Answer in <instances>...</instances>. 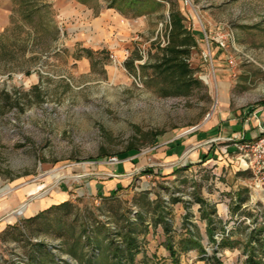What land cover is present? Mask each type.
<instances>
[{
	"label": "rangeland",
	"instance_id": "1",
	"mask_svg": "<svg viewBox=\"0 0 264 264\" xmlns=\"http://www.w3.org/2000/svg\"><path fill=\"white\" fill-rule=\"evenodd\" d=\"M113 1L11 0L1 23L0 264H115L109 243L130 230L134 264L263 257L264 169H245V144L264 131V0ZM173 7L199 84L165 96L143 66ZM243 110L251 139L223 125ZM190 235L202 248L183 249Z\"/></svg>",
	"mask_w": 264,
	"mask_h": 264
},
{
	"label": "trees",
	"instance_id": "2",
	"mask_svg": "<svg viewBox=\"0 0 264 264\" xmlns=\"http://www.w3.org/2000/svg\"><path fill=\"white\" fill-rule=\"evenodd\" d=\"M117 0H114L115 3ZM123 2H129L133 0H122ZM137 1V0H135ZM144 1V0H143ZM170 26L168 31V43L164 48H161L160 55L158 59L153 64H146L143 69H152L153 77L151 80L158 82L161 86V93L165 96L174 95L179 96L190 91L199 82L194 78L193 69L190 66V56L192 49L198 48V43L195 34L190 30L185 24V18L178 9L174 7L170 9ZM151 144L154 142L151 141ZM134 147L129 148V152L136 151ZM207 160V157H204ZM201 208L207 205V202L199 199ZM205 218L208 222V233L211 239L214 240V232L217 229L214 221L211 219L208 213H205ZM86 225H83L85 228ZM133 226H128L132 229ZM87 229V228H86ZM132 231V230H130ZM126 231L125 233H120L122 237L121 242L117 244L115 241H110L109 251L112 254L113 261L115 264H134L135 256L138 253L137 240L133 238L132 232ZM226 236H221V240L217 243V246L222 248L230 247L231 244ZM216 242V241H215ZM251 242V241H250ZM257 244L260 243L259 240L255 241ZM183 244V249L189 250L192 247L202 248V245L194 239L192 235L188 236ZM264 249V245H261ZM137 248V249H136ZM169 251H171L172 257H175L173 252V247L168 246ZM202 252V251H201ZM214 259L216 255L213 256ZM173 264H178L176 258H172ZM211 262V261H210ZM212 263V262H211ZM212 264H221L217 261ZM245 264H264V256L259 257L255 253V249L252 248Z\"/></svg>",
	"mask_w": 264,
	"mask_h": 264
},
{
	"label": "crops",
	"instance_id": "3",
	"mask_svg": "<svg viewBox=\"0 0 264 264\" xmlns=\"http://www.w3.org/2000/svg\"><path fill=\"white\" fill-rule=\"evenodd\" d=\"M11 4H12L11 3V0H0V26H1V23H3V24L6 25L7 22L9 21V18L12 15ZM106 20H107V18H102V21H106ZM243 114H244V116L242 118L235 119L236 121H234V122H233V120L227 121V122L223 123V125H224V127H226L225 125H228L229 126V129L231 128V130H233V134H237L239 132L241 135H243V138L244 139H249V138L251 139L253 137V133H254V131H253V129L255 128L254 125H256V126L258 124L260 125V121L259 122L257 121L256 124H255V122H253V120H252V117H253V114L254 113H251L249 110L248 111L247 110H243ZM215 121H216L215 124L218 123V120H215ZM233 123H235V124H233ZM215 124H213L214 125L213 126L214 128L213 129L211 128L210 131L203 130V133H202V135L200 137L199 136H196L195 137L196 141L204 142V140H208L207 139L208 138L207 136H211L213 134L214 135L217 134L218 133L217 132L218 131V126H221V125L218 124V126H216ZM255 132H257V131H255ZM227 134H229V132ZM167 149H170V148H167ZM169 152L167 151L166 152V155ZM213 158L215 159L214 156L211 157V158H209V159H207L206 160V163L208 162V160L212 159V162L211 163H214L216 165L217 162H215V160ZM208 163H210V162H208ZM205 197H208V196H205ZM201 199L204 200V201H206L203 198H201ZM204 207L206 208V206H204ZM207 227H208V225H207ZM198 254H199V257H200L201 256L200 255L201 252L200 253L198 252ZM186 255H187V253H186ZM163 256H165V258L162 259L163 263L166 262L167 264H173L172 263V261H173L172 258H171V260H169L168 258H166L167 257L166 254H164ZM169 256L171 257L172 255L169 254ZM181 261H182L181 264H183L184 263V256H181ZM201 263L202 264H212L210 261H207V262L206 261H201ZM201 263H199V264H201Z\"/></svg>",
	"mask_w": 264,
	"mask_h": 264
},
{
	"label": "built area",
	"instance_id": "4",
	"mask_svg": "<svg viewBox=\"0 0 264 264\" xmlns=\"http://www.w3.org/2000/svg\"><path fill=\"white\" fill-rule=\"evenodd\" d=\"M223 45V43H222ZM263 135L260 136L258 141H253L248 144H245L246 156H245V169H253L255 167L264 169V131Z\"/></svg>",
	"mask_w": 264,
	"mask_h": 264
},
{
	"label": "bare ground",
	"instance_id": "5",
	"mask_svg": "<svg viewBox=\"0 0 264 264\" xmlns=\"http://www.w3.org/2000/svg\"><path fill=\"white\" fill-rule=\"evenodd\" d=\"M25 211V207H23L21 210H20V213H23Z\"/></svg>",
	"mask_w": 264,
	"mask_h": 264
}]
</instances>
